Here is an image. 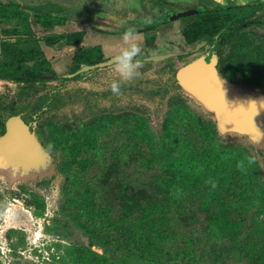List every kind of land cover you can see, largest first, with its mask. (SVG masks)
Masks as SVG:
<instances>
[{"label":"rangeland","instance_id":"rangeland-1","mask_svg":"<svg viewBox=\"0 0 264 264\" xmlns=\"http://www.w3.org/2000/svg\"><path fill=\"white\" fill-rule=\"evenodd\" d=\"M13 1L61 4L65 23L49 29L32 17L31 33L84 29L83 45L100 44L104 59L122 44L119 30L134 28L143 67L116 95L112 63L74 74L72 51L41 41L55 74L40 92L20 95V84L0 79V136L16 116L45 151L30 165L0 151V264H178L187 255L190 264H264V125L257 136L221 127L177 79L181 66L213 55L232 87L264 98V6L231 38L202 44L182 35L192 15L143 31L163 0ZM167 1L180 11L250 0ZM23 25L1 22L0 38Z\"/></svg>","mask_w":264,"mask_h":264},{"label":"trees","instance_id":"trees-1","mask_svg":"<svg viewBox=\"0 0 264 264\" xmlns=\"http://www.w3.org/2000/svg\"><path fill=\"white\" fill-rule=\"evenodd\" d=\"M163 3L166 5L160 6L161 16L158 20L148 23L143 31L153 30L159 22L169 21L168 9L173 4L167 0H163ZM263 6L264 1L261 0H250L246 3L230 5L216 2L214 6L205 3L203 7L198 8L196 13L191 14L194 19L183 27L182 35L188 41L203 38L218 44L224 36L231 38L236 29L241 27L244 22L249 21ZM62 12L63 6L54 1H46L36 5H23L13 0L0 1V23L12 20L24 23L23 29H16L13 32L17 36L14 39L9 37L0 38V79L11 80L20 84L18 90L20 95L37 94L41 91L42 83L45 82L48 75L55 74L51 61L41 46V41L47 46L62 44L64 48L69 45H79L83 42L86 34L84 29L53 32L42 37H36L31 33L29 24L33 22L32 17L35 23L44 28L52 29L67 20ZM124 31V29L119 30L120 33ZM153 39L154 35L146 37L147 44H151ZM72 53V71H76L82 64H93L105 58L100 44L82 45ZM220 62L222 63L220 60L217 62L218 69L223 77L228 78L222 72ZM4 130L5 125H3V132ZM179 163L190 168L195 166L193 158L184 155L180 157ZM85 207L92 216L94 213L92 203L85 204ZM96 215L99 219H102L101 212L97 211ZM147 252L144 251L143 255H146ZM191 259L192 257L189 255L184 256L182 263L178 264H190Z\"/></svg>","mask_w":264,"mask_h":264},{"label":"water","instance_id":"water-1","mask_svg":"<svg viewBox=\"0 0 264 264\" xmlns=\"http://www.w3.org/2000/svg\"><path fill=\"white\" fill-rule=\"evenodd\" d=\"M264 1V0H261ZM197 7L171 11L168 20L194 14ZM79 45H69L66 51H74ZM149 56L147 59H157ZM213 55H202L187 62L177 71L179 83L193 96L203 102L215 115L219 125L248 136H257L264 125V98L241 93L232 87L218 69ZM112 63L111 58L93 64H82L74 74ZM30 136L26 125L19 117L6 120L5 131L0 136V151L11 154L19 150V156L30 163L33 147L29 145ZM31 150V151H30Z\"/></svg>","mask_w":264,"mask_h":264},{"label":"clouds","instance_id":"clouds-1","mask_svg":"<svg viewBox=\"0 0 264 264\" xmlns=\"http://www.w3.org/2000/svg\"><path fill=\"white\" fill-rule=\"evenodd\" d=\"M122 44L114 51L111 61L115 73L118 75V80H113L110 84L113 94H120V82H128L140 76V69L143 67L142 63L137 59L141 53L140 45L137 41L136 30L132 27L126 29L122 34ZM251 159L247 163H251ZM237 168L245 171V160L237 163ZM213 187L216 185L213 184Z\"/></svg>","mask_w":264,"mask_h":264},{"label":"crops","instance_id":"crops-1","mask_svg":"<svg viewBox=\"0 0 264 264\" xmlns=\"http://www.w3.org/2000/svg\"><path fill=\"white\" fill-rule=\"evenodd\" d=\"M29 139H30L29 140V145L33 147V150H32L31 154H32V156L34 155V157L30 158V161H37V160H39V158L42 155L44 156V152L45 151H43V149H41V144L40 143H38V145L37 144L35 145V143L32 141V139L31 138H29ZM13 153H16L18 155V154H20V151L18 149L17 150H13V151H11V154H13ZM2 154H5V153L2 152ZM6 155H8V153ZM36 155H37V157H36ZM21 159L24 160L23 158H21ZM39 162H41V161H39ZM44 164H45V162L43 164L40 163L38 165L40 168L37 171H44V169H45ZM27 165H30V164L28 163Z\"/></svg>","mask_w":264,"mask_h":264},{"label":"flooded vegetation","instance_id":"flooded-vegetation-1","mask_svg":"<svg viewBox=\"0 0 264 264\" xmlns=\"http://www.w3.org/2000/svg\"><path fill=\"white\" fill-rule=\"evenodd\" d=\"M216 1H220V0H216ZM207 4V2H205V1H203V2H201L199 5H194L193 7H197V8H200V7H203V4ZM234 3H236V2H227V3H225L226 5H230V4H234ZM214 5H216V3H214ZM214 5H210L209 4V6H214ZM170 12L171 11H169V15H170ZM169 15H168V17H169ZM187 16H190V15H187ZM187 16H183V17H187ZM180 18H182V17H180ZM176 19H179V18H176ZM176 19H174V20H176ZM169 21H173V20H169ZM185 39V38H184ZM185 41L187 42V43H191V42H196V43H202V44H205V43H207V39H203V38H201V39H194V40H191V41H188V40H186L185 39ZM208 42H210V41H208ZM211 43H213V44H216V43H214V42H211Z\"/></svg>","mask_w":264,"mask_h":264}]
</instances>
